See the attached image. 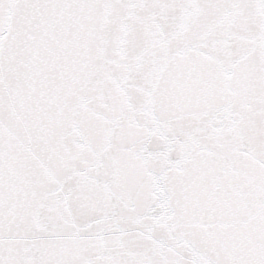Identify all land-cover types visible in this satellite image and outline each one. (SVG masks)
<instances>
[{
    "label": "snow or ice",
    "instance_id": "6c2138e0",
    "mask_svg": "<svg viewBox=\"0 0 264 264\" xmlns=\"http://www.w3.org/2000/svg\"><path fill=\"white\" fill-rule=\"evenodd\" d=\"M0 264H264V0H0Z\"/></svg>",
    "mask_w": 264,
    "mask_h": 264
}]
</instances>
